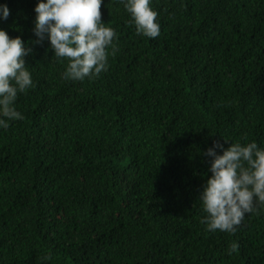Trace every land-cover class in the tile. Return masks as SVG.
<instances>
[{"label": "trees", "instance_id": "1", "mask_svg": "<svg viewBox=\"0 0 264 264\" xmlns=\"http://www.w3.org/2000/svg\"><path fill=\"white\" fill-rule=\"evenodd\" d=\"M0 3L33 80L0 128V264H264V204L213 232L199 200L214 141L264 147V0H151L156 38L102 0L115 54L82 81L34 43L37 0Z\"/></svg>", "mask_w": 264, "mask_h": 264}, {"label": "clouds", "instance_id": "2", "mask_svg": "<svg viewBox=\"0 0 264 264\" xmlns=\"http://www.w3.org/2000/svg\"><path fill=\"white\" fill-rule=\"evenodd\" d=\"M120 2L130 14L137 34L159 36L158 13L150 7L151 0ZM101 3L102 0H37L32 29L37 38L34 43L47 40L55 57L67 58L65 79L82 81L107 71L108 56L115 54L116 31L102 21ZM9 15L7 4L0 3V21L7 20ZM31 51L20 36L10 38L0 28V128L7 129L10 121L22 118L15 101L18 93L33 85L25 61ZM203 154L211 158L208 168L211 175L199 192L203 211L207 213L201 222L208 231L234 232L256 204H264V147L254 140L246 143L237 140L228 147L214 141ZM235 247L233 244L232 249Z\"/></svg>", "mask_w": 264, "mask_h": 264}]
</instances>
